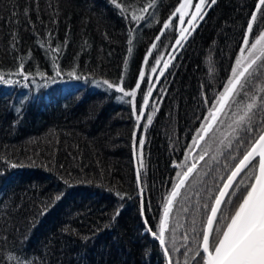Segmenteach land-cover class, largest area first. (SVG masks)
Returning <instances> with one entry per match:
<instances>
[{
	"label": "trees",
	"instance_id": "16d2710c",
	"mask_svg": "<svg viewBox=\"0 0 264 264\" xmlns=\"http://www.w3.org/2000/svg\"><path fill=\"white\" fill-rule=\"evenodd\" d=\"M117 3L0 0V75L12 81L0 80V264H19L18 257L34 264H167L144 220L158 230L164 197L188 164L186 149L198 117L207 115L206 99L214 98L231 75L258 0H218L180 54L147 132L142 167L135 150L139 184L133 133L138 143L143 122L137 124L132 97L104 81L135 89L137 107L143 104L148 83L136 89L140 70H149L145 56L179 3L155 0L151 8V0H126L120 8ZM192 5L184 9V25ZM133 14L148 19L136 21ZM175 21V31L170 26L164 46L152 55L169 50L179 38L184 25L179 17ZM257 21L254 28L264 29L260 11ZM152 55L148 59L154 64ZM21 65L27 80L19 74ZM233 119L223 117L228 140ZM228 140L174 206L165 235L173 264H194L193 251L180 254L187 243L183 237L192 241L190 215L201 203L197 193L205 174L221 184L236 162L224 170ZM141 188L151 208L144 217Z\"/></svg>",
	"mask_w": 264,
	"mask_h": 264
},
{
	"label": "snow or ice",
	"instance_id": "6c2138e0",
	"mask_svg": "<svg viewBox=\"0 0 264 264\" xmlns=\"http://www.w3.org/2000/svg\"><path fill=\"white\" fill-rule=\"evenodd\" d=\"M125 3L126 0H120L116 7L120 8L121 4ZM154 3L155 0H151L148 8H151ZM178 3L179 7L175 9V13H180L179 22L180 25H184V9L192 5V0H178ZM215 3L216 0H199L194 5L196 12L192 14V19H189L187 24L192 25L197 14H200L201 19L203 18V5L210 6ZM262 5H264V0H258L257 10L264 17ZM148 8H143L141 11L148 12ZM122 11L127 12V6ZM151 16L154 18L155 13H151ZM132 19L139 21L141 19L147 20L148 17L133 14ZM169 21H171L172 30L175 31L177 24L170 16L168 20L163 22V27L160 30L161 35L155 37L148 54L145 56V64L152 73L157 72V66H154L148 57L152 55L153 48L158 49L164 46L161 36L166 35L165 30L170 27ZM131 22L129 21V23ZM254 22L258 24L256 11L251 14L247 22L246 31L241 38L242 46L236 56L234 66L231 68V75L227 78L222 90L218 91L214 98L206 99L207 115L198 117L199 127L195 130L191 145L187 146L186 149V156L195 152L201 147L202 141H205L206 138L210 139L215 134L217 126L223 123V117L229 114L234 117L232 123L228 125L234 135L227 143V148L230 151L225 157L224 170H228L230 162H236L231 165L229 174L226 177H221L223 181L221 184H217L214 176L205 174L208 179L205 181L202 191L197 193L201 203L192 210L190 215L192 241L189 242L188 235L183 237L187 243L184 246L185 250L180 254L187 256L190 251H193L192 260L194 264H264V81L261 80V77H264V29L254 28ZM138 27L139 24H137V28L131 29L130 35L131 32L137 31ZM186 31H188L187 28L181 27L180 36L175 39V45L169 46L172 48V52L169 53V61H165L163 68L160 69L161 75H163L164 69L168 68L170 60L175 58L176 45L183 47L182 41L186 39L184 36ZM49 35L51 36V33ZM155 41H160V43L157 44ZM132 43L133 40L130 38L128 44L132 45ZM54 50L58 51V47ZM128 51L131 53L132 48L129 47ZM152 58L156 65L161 63L159 52L152 55ZM210 62L211 57H209ZM20 67L19 74L27 80L28 75L22 71L23 65ZM61 74V70L57 68L55 75L60 76ZM0 80L5 83H12L11 80H6L2 75H0ZM142 81L152 83L151 77H146L143 68L140 70L136 89H141ZM104 83L109 89L115 87V90L123 92L125 97H132V110L134 115L139 113L136 115L139 125L141 119L145 117V107L149 105L152 87H149L147 93L143 94V104L137 107L135 89L125 90L108 81H104ZM258 90L259 95H257ZM245 97L248 98L247 103H243ZM242 103L243 106L241 107ZM155 106L153 103L152 107L155 108ZM237 109L240 112L238 116ZM152 119V114H148L146 116L147 122L143 128L146 129L151 125ZM220 143L223 144L224 140H221ZM144 145L145 139L141 137L137 143L134 132V152L139 148L141 167L143 166ZM207 154L206 149L201 150L197 153L198 160L194 159L185 171L177 174L171 189L164 197L165 202L162 215L159 218L158 230H153L147 219L144 220L145 231L150 232L159 240L167 264H173L172 252L165 239V233L170 230V214L182 196L181 190L187 187V182L196 171L199 161H203ZM214 171L219 172L220 169ZM137 182L138 184L141 182L139 169H137ZM140 196V212L141 216L144 217L146 212L151 211V208L144 201L143 188L140 189ZM57 198L59 199V197ZM121 199H123L122 195ZM184 211L188 212L189 209L185 208ZM116 215H119V211ZM197 241L199 242L196 243ZM192 243H196L195 249L192 248ZM176 251L179 252L180 249H176ZM17 259L19 264H34L32 261H28L27 257H24L23 260H20L19 257Z\"/></svg>",
	"mask_w": 264,
	"mask_h": 264
},
{
	"label": "water",
	"instance_id": "95a60500",
	"mask_svg": "<svg viewBox=\"0 0 264 264\" xmlns=\"http://www.w3.org/2000/svg\"><path fill=\"white\" fill-rule=\"evenodd\" d=\"M217 1H218V0H216V2H217ZM198 2H199V0H197L196 3H198ZM215 4H216V3H215ZM215 4H211L210 6L206 5V6L203 8V10H202L203 18H202V19L200 18V14H197L196 19L193 20V24L191 25L190 30H189V31L187 32V34L185 35L186 39L182 41L183 47L178 46V47L176 48V51H175V58L170 60V62H169V66H168V68L164 69V73H163V75H161V74L159 73L158 77L156 78V80H155V82H154V84H153V86H152V89H153V91H152V95L154 94V92L156 91V89L158 88V86H159V85L161 84V82L163 81V79H164V77L166 76V74H167V72L169 71V69L172 67V65L176 62V60L178 59V57L180 56V54L183 52L184 48L187 46V44H188V43L190 42V40L193 38V36H194L195 33L198 31V29L200 28V26L202 25V23L205 21L206 17L208 16V14L210 13V11L212 10V8L214 7ZM256 6H257V5H256ZM178 7H179V6H178ZM254 11H256V13L258 12L257 7H255ZM195 12H196V9L194 8L193 13H195ZM173 13H175V11H174ZM173 13H172V15H171L173 20H175L177 17L180 16V13H175L174 15H173ZM193 13H192V14H193ZM168 19H169V18H168ZM191 19H192V16H191ZM169 23H170V26H171V21H169ZM162 27H163V26H162ZM162 27H161V28H162ZM169 28H170V27H169ZM160 30H161V29H160ZM167 30H168V29H167ZM167 30H165V31H167ZM158 35H161V32H160V31H159ZM162 37H163V35L161 36V39H162ZM153 42H154V41H153ZM155 42H156L157 44H159L160 41H155ZM173 45H175V42H174ZM154 49H155V48H153L152 51H153ZM171 52H172V48L170 49V52H169V53H171ZM166 60L169 61V55H168V58H167ZM152 95L150 96L149 100L151 99ZM202 142H203V141H202ZM202 142H201V143H202ZM196 151H197V149H196ZM196 151H195V152H196ZM195 152H192V153L190 154V156L192 157L193 154H194ZM134 159H135V166H136V170H137V169H138V165H137V160H136V151L134 152ZM238 178H239V177H237V179H238ZM152 237H153V239H154L156 242H158V244H159V246H160L159 240L156 239L154 236H152ZM160 247H161V246H160ZM161 250H162V248H161ZM162 252H163V250H162ZM163 254H164V253H163ZM165 259H166V258H165ZM166 262H167V260H166Z\"/></svg>",
	"mask_w": 264,
	"mask_h": 264
},
{
	"label": "rangeland",
	"instance_id": "374dc122",
	"mask_svg": "<svg viewBox=\"0 0 264 264\" xmlns=\"http://www.w3.org/2000/svg\"><path fill=\"white\" fill-rule=\"evenodd\" d=\"M206 5H207V4H205V5H203V6H206ZM193 9H194V6H193V5H192V7H189V8L187 9V11H186V16H185L187 21H188L189 19H191V14H192V12H193ZM183 27L187 28L188 30L190 29V28H189L190 25H184ZM187 32H188V31H186L185 33H187ZM185 33H184V36L186 35ZM176 48H177V46H176ZM155 49H156V48H155ZM155 49H154V50H155ZM169 50H170V49H169ZM169 50H165L164 48H162L161 51H159V57L161 58V63H160L159 65H156L155 62H154V64H153L154 66H157V72H156V73H152L150 68H149V70L145 71V73H146V77H151V80H152V83H151V84L148 83V88L153 86V84H154V82H155V80H156L158 74L160 73V69L163 68V63H164L165 59H166L167 56H168ZM175 63H176V62H175ZM175 63H174V64H175ZM172 67H173V66H172ZM172 67L169 69V71L167 72V74H166V76L164 77L163 81L161 82V84L158 86V88L156 89V91H155L154 94L152 95L151 99L149 100V105L145 107V117L142 118L141 121H140V122H143V125L147 122V121H146V116H147L148 114H152V116H153V114H154V112H155V110H156V108H157V105H158V103H159V101H160V99H161V96H162V93H163V91H164L165 85H166V83H167L168 80H169V75H170V73H171ZM153 103H155V105H156L155 108L152 107ZM148 127H149V126H148ZM148 127H147L146 129H145V128H142V129H143V130H142L143 134H140L141 136L139 137V139H140L141 137H143V138L145 139V142H146V137H147ZM227 130H229V129H227ZM225 131H226V130H225ZM142 132H141V133H142ZM230 133H231V132H229V131H227V132L225 133V137L227 136L226 141L230 138V137H229V136L231 135ZM139 139H138V140H139ZM223 140H224V139H223ZM138 153L140 154V152H139V148H138Z\"/></svg>",
	"mask_w": 264,
	"mask_h": 264
},
{
	"label": "flooded vegetation",
	"instance_id": "af4514ba",
	"mask_svg": "<svg viewBox=\"0 0 264 264\" xmlns=\"http://www.w3.org/2000/svg\"><path fill=\"white\" fill-rule=\"evenodd\" d=\"M226 126L224 123H222L221 125H218L216 130H215V139H214V136H212L210 139L204 141L202 144H201V147L198 148V150L194 153V155L192 156V158H190L188 156V164L186 165V167L184 168L183 171L186 170L187 166H189L194 159H197L198 160V155L197 153L200 152L201 150H204L206 149L208 154L205 156V159L203 161H199L198 165H197V169L195 171V174L197 173H201L205 170L206 168V164L212 159L215 157L216 155V152L218 151V149L221 147V143H220V136L223 135L224 133H226L227 131L226 130ZM182 171V172H183ZM181 172V173H182ZM194 174V175H195ZM193 175V176H194ZM191 181V180H190ZM190 181L187 183L189 184ZM193 182V181H192Z\"/></svg>",
	"mask_w": 264,
	"mask_h": 264
},
{
	"label": "bare ground",
	"instance_id": "6f19581e",
	"mask_svg": "<svg viewBox=\"0 0 264 264\" xmlns=\"http://www.w3.org/2000/svg\"><path fill=\"white\" fill-rule=\"evenodd\" d=\"M157 107H158V105H157ZM155 113V112H154ZM153 117H154V114H153ZM150 126L151 125H149V127H148V130H149V128H150ZM141 134H143V132L141 133ZM214 136V139H215V134L213 135ZM226 138H227V136L225 137V133L223 134V135H221L220 136V140H223L224 139V141L226 140ZM209 138H206V140H208ZM205 140V141H206ZM204 142V141H203ZM202 142V143H203ZM201 143V144H202ZM198 150V149H197ZM194 155V154H193ZM190 158H192L190 155H188ZM138 160H139V163L141 164V157H140V154L138 153ZM143 161V160H142ZM143 163V162H142ZM194 174H195V172H194ZM193 174V175H194ZM195 176V175H194ZM194 176H192V177H190V179H189V181L191 180V181H193V179H194ZM190 181V182H191ZM188 183V182H187ZM188 187H189V185L187 184V187L186 188H184V189H182L181 191H182V193H185L187 190H188ZM175 206V205H174ZM171 215H172V213L170 214V218H169V229H170V220H171ZM168 232V231H167ZM166 232V233H167ZM166 242H168L167 240H166Z\"/></svg>",
	"mask_w": 264,
	"mask_h": 264
}]
</instances>
